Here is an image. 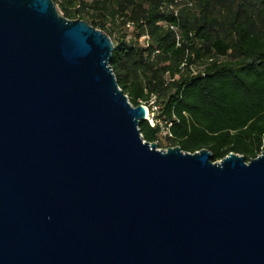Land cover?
<instances>
[{"label": "water", "instance_id": "1", "mask_svg": "<svg viewBox=\"0 0 264 264\" xmlns=\"http://www.w3.org/2000/svg\"><path fill=\"white\" fill-rule=\"evenodd\" d=\"M103 31L0 0V264H264V150L160 149Z\"/></svg>", "mask_w": 264, "mask_h": 264}, {"label": "trees", "instance_id": "2", "mask_svg": "<svg viewBox=\"0 0 264 264\" xmlns=\"http://www.w3.org/2000/svg\"><path fill=\"white\" fill-rule=\"evenodd\" d=\"M54 1L65 18L111 38L119 87L134 106L156 98V120L172 123L168 148L208 149L214 161L234 152L249 162L262 153L264 0ZM139 128L161 147L159 124Z\"/></svg>", "mask_w": 264, "mask_h": 264}, {"label": "built area", "instance_id": "3", "mask_svg": "<svg viewBox=\"0 0 264 264\" xmlns=\"http://www.w3.org/2000/svg\"><path fill=\"white\" fill-rule=\"evenodd\" d=\"M171 29L175 32L177 36L178 43L177 45H181V32L178 27L172 26ZM185 63L183 64V66ZM193 74L196 73V70L194 67H191ZM141 105L145 106L146 110L150 107V110L148 109V113L146 114V121L149 122L151 127H155L157 124L160 125V133L159 136H163L165 138H172V133L170 132V127L172 126L171 122L168 121H162V120H156V114L159 112V105L156 104V98L153 96L151 99V102L149 105H146L144 102H140Z\"/></svg>", "mask_w": 264, "mask_h": 264}, {"label": "rangeland", "instance_id": "4", "mask_svg": "<svg viewBox=\"0 0 264 264\" xmlns=\"http://www.w3.org/2000/svg\"><path fill=\"white\" fill-rule=\"evenodd\" d=\"M55 2V1H54ZM55 5H56V7H57V10L59 11V13L61 14V15H63V12H62V10H61V7H60V4H59V1H56L55 2ZM149 110H150V107L148 108ZM158 142H159V146H161V147H159L160 149H167L168 148V146H169V141H168V139L167 138H165V137H163V136H159L158 137Z\"/></svg>", "mask_w": 264, "mask_h": 264}, {"label": "bare ground", "instance_id": "5", "mask_svg": "<svg viewBox=\"0 0 264 264\" xmlns=\"http://www.w3.org/2000/svg\"><path fill=\"white\" fill-rule=\"evenodd\" d=\"M147 113H148V109H147Z\"/></svg>", "mask_w": 264, "mask_h": 264}]
</instances>
